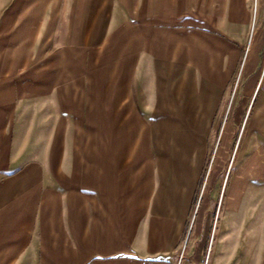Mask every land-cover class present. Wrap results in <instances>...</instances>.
<instances>
[{
  "label": "crops",
  "instance_id": "0c3cea01",
  "mask_svg": "<svg viewBox=\"0 0 264 264\" xmlns=\"http://www.w3.org/2000/svg\"><path fill=\"white\" fill-rule=\"evenodd\" d=\"M1 2L0 264H172L152 153L128 152L126 169L102 160L114 132L144 144L151 128L195 125L200 78L224 89L243 53L238 147L263 159L264 8L254 20L253 0ZM180 174L192 183L177 166L158 180L178 188L167 176Z\"/></svg>",
  "mask_w": 264,
  "mask_h": 264
},
{
  "label": "rangeland",
  "instance_id": "374dc122",
  "mask_svg": "<svg viewBox=\"0 0 264 264\" xmlns=\"http://www.w3.org/2000/svg\"><path fill=\"white\" fill-rule=\"evenodd\" d=\"M263 3L258 0L257 14ZM244 54L224 89L202 87L200 78L199 90L204 93L194 112L195 125L151 128L150 142L144 144L116 141L125 137L114 132V159L102 160L107 162L104 167L114 162V167L126 169L137 160L127 158L128 152L152 153L144 160L151 172V197L161 199L159 211L171 219L165 228L167 242L178 234L172 264H264V158L241 157L238 147L247 135V125L243 131L241 127L250 98L241 93L245 79H238ZM262 55L263 61L264 50ZM164 166L187 167L193 172L192 183L186 184V174L169 175L182 178L178 188L161 186L158 172ZM180 214L183 224L178 230L179 223L173 220Z\"/></svg>",
  "mask_w": 264,
  "mask_h": 264
},
{
  "label": "built area",
  "instance_id": "2783aa9c",
  "mask_svg": "<svg viewBox=\"0 0 264 264\" xmlns=\"http://www.w3.org/2000/svg\"><path fill=\"white\" fill-rule=\"evenodd\" d=\"M253 15L255 17V15L257 14L258 11V0H254V4H253Z\"/></svg>",
  "mask_w": 264,
  "mask_h": 264
},
{
  "label": "bare ground",
  "instance_id": "6f19581e",
  "mask_svg": "<svg viewBox=\"0 0 264 264\" xmlns=\"http://www.w3.org/2000/svg\"><path fill=\"white\" fill-rule=\"evenodd\" d=\"M254 20H255V17H254ZM251 25H252V24H251ZM253 30H254V28H253ZM250 31H251V29H250ZM248 48H249V47H246L247 50H248ZM227 172H228V171H226L225 176L227 175Z\"/></svg>",
  "mask_w": 264,
  "mask_h": 264
}]
</instances>
